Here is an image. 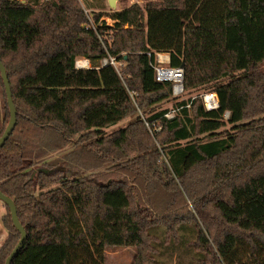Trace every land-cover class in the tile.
<instances>
[{
  "label": "trees",
  "instance_id": "obj_1",
  "mask_svg": "<svg viewBox=\"0 0 264 264\" xmlns=\"http://www.w3.org/2000/svg\"><path fill=\"white\" fill-rule=\"evenodd\" d=\"M145 1L113 12V27L86 29L78 0H0V59L17 110L0 190L27 234L12 264H107L115 247L137 249L131 264H154V230L169 236L185 223L197 231V264H264V0ZM153 52L183 67L186 91L212 86L218 111L201 95L175 104L173 119L155 111L174 96L156 80ZM80 59L91 68L77 69ZM51 142L79 146L74 173L40 169L35 181ZM5 208L0 264L21 238Z\"/></svg>",
  "mask_w": 264,
  "mask_h": 264
},
{
  "label": "rangeland",
  "instance_id": "obj_2",
  "mask_svg": "<svg viewBox=\"0 0 264 264\" xmlns=\"http://www.w3.org/2000/svg\"><path fill=\"white\" fill-rule=\"evenodd\" d=\"M78 2L82 9H84L85 13L87 15L89 14V20L87 24L90 25V27L94 26L95 28H97L98 26H102L104 23H106L107 26L113 27L115 24V22L111 19V15L113 12L123 11L134 4L144 7L147 3V1L145 0H117L116 8L112 9L109 6L108 0H78ZM92 14L102 15L99 23H96L95 20L92 19ZM111 34L112 33H110V35ZM212 90V86H206L199 90L187 91V94L184 97L185 99H189L190 97H196L198 95L214 94ZM178 102H180V99H175L173 97L170 100L160 104L157 108H155V111L161 109L173 110V108H175V104H177ZM5 103L6 100L4 96V88L0 79V127L6 125L4 122ZM135 118V116L127 118L115 126L104 129L102 130L101 135L107 136L114 131L125 128ZM230 129L231 126L229 124H226L223 127V131H229ZM77 138L78 137H76L75 139ZM78 148L79 146H77L75 142H72L62 147V149L58 150L56 149L54 143L51 142V145L46 148L48 154L44 156L42 160H35L36 162H34L33 169L35 170V181H37V174L39 173L40 169H46L48 171L59 169L62 170L63 174H67L68 171L74 173L73 169L70 167V165H72V161L70 160L69 155L72 151H76ZM95 172L96 171H85L80 169L77 173L80 177L88 176L93 177L94 179H101L102 177L99 175H95ZM101 172L107 173V168L102 169ZM121 178L122 177H120V179ZM108 179L109 178L103 180L108 181ZM55 184H58L57 186L60 185V183ZM57 186L54 185L53 187ZM37 191L39 192L40 188H38ZM189 208L191 211H193V207L191 204H189ZM6 214H8V211H6L5 204L0 200V247L3 245L9 235V231L6 230L2 221ZM183 225L174 228L173 231L170 232L171 234H169V236L167 235L166 230L161 227L154 230V232L156 231L155 236L157 238L155 241V246L158 252L157 254H155L154 264H197L198 259H200V255H198L192 243L197 238L195 225L193 223H185ZM136 252L137 249L133 247L108 248L106 251L108 259L107 264H131Z\"/></svg>",
  "mask_w": 264,
  "mask_h": 264
},
{
  "label": "built area",
  "instance_id": "obj_3",
  "mask_svg": "<svg viewBox=\"0 0 264 264\" xmlns=\"http://www.w3.org/2000/svg\"><path fill=\"white\" fill-rule=\"evenodd\" d=\"M54 0H42V2H50ZM89 15V14H88ZM86 29H96L94 26L90 27V25L85 26ZM148 56L150 58H154V63L152 65L154 71H155V77L158 82L161 83H172L173 85V96L174 98L180 99V101L187 100L185 99V95L187 94V91L184 87V69L182 67L175 68L171 66V55L169 53H163V52H153L148 53ZM88 62L89 66H80V63ZM108 60L103 61V65L108 64ZM110 64L118 68V64L115 61L114 58L110 59ZM76 68L77 69H90L91 64L89 60H79L76 62ZM137 96V94L131 93V97L134 99ZM204 107L207 111H214L217 112L219 109V104L216 98L215 94H204L201 95ZM192 99H195V97H192ZM189 107V105H188ZM166 118L173 119L175 117V111L170 110L166 115ZM229 113H226L223 117V120H228Z\"/></svg>",
  "mask_w": 264,
  "mask_h": 264
},
{
  "label": "water",
  "instance_id": "obj_4",
  "mask_svg": "<svg viewBox=\"0 0 264 264\" xmlns=\"http://www.w3.org/2000/svg\"><path fill=\"white\" fill-rule=\"evenodd\" d=\"M109 6L112 9H115L117 6V0H108ZM183 68V67H182ZM0 72H1V77L5 86V92H6V97H7V103L9 107V112H10V120L8 122V125L6 127V130L2 137L0 138V148L4 147L6 141L9 139L11 134L13 133L16 124H17V110L15 107V104L13 102V97H12V91L10 87V82H9V77L7 75V71L5 66L3 65L1 59H0ZM0 200L10 209L11 217L14 223L15 228L19 231L21 234V238L13 252L10 254V256L7 258L5 264H12V261L14 258L20 253V251L24 248L26 241H27V234L22 226L18 214H17V207L13 199L10 197L6 196L3 194V192L0 190Z\"/></svg>",
  "mask_w": 264,
  "mask_h": 264
},
{
  "label": "bare ground",
  "instance_id": "obj_5",
  "mask_svg": "<svg viewBox=\"0 0 264 264\" xmlns=\"http://www.w3.org/2000/svg\"><path fill=\"white\" fill-rule=\"evenodd\" d=\"M80 66H89V63L88 62H83V63H80Z\"/></svg>",
  "mask_w": 264,
  "mask_h": 264
}]
</instances>
